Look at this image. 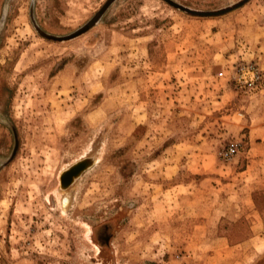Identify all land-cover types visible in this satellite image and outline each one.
Wrapping results in <instances>:
<instances>
[{"label":"rangeland","instance_id":"obj_1","mask_svg":"<svg viewBox=\"0 0 264 264\" xmlns=\"http://www.w3.org/2000/svg\"><path fill=\"white\" fill-rule=\"evenodd\" d=\"M172 1L0 0V264H264V0Z\"/></svg>","mask_w":264,"mask_h":264},{"label":"water","instance_id":"obj_2","mask_svg":"<svg viewBox=\"0 0 264 264\" xmlns=\"http://www.w3.org/2000/svg\"><path fill=\"white\" fill-rule=\"evenodd\" d=\"M168 4L172 5L173 7L180 9L182 11L188 12L190 14L193 15H202V16H209V15H214L215 13H204V12H197V11H191L187 8H185L184 6H181L177 3H175L172 0H165ZM93 25V22L89 23L87 26L83 27L81 30L73 33L72 35L66 36V37H55V36H50L46 33H43L41 30L40 33L48 38L57 40V41H65V40H70L73 38H76L78 36H80L81 34L85 33L86 31H88ZM91 166V162L90 161H82L80 163H77L76 165L72 166L71 168H69L68 170H66L62 176H61V183L63 186H67L69 184L72 183V181L76 178H78L83 172H85L89 167Z\"/></svg>","mask_w":264,"mask_h":264},{"label":"built area","instance_id":"obj_3","mask_svg":"<svg viewBox=\"0 0 264 264\" xmlns=\"http://www.w3.org/2000/svg\"><path fill=\"white\" fill-rule=\"evenodd\" d=\"M224 74H225L224 72H221L219 74V76L224 77ZM254 76H255V74H254ZM237 77H238V79H236L237 82L240 83L245 88L246 87H252L255 84V79L248 80L246 77V73H244V72H242L241 76L238 75ZM257 78H260V76L257 75ZM239 151H240V144L232 141L228 144L226 149L222 152V157L224 160H230L233 157H235L239 153Z\"/></svg>","mask_w":264,"mask_h":264},{"label":"crops","instance_id":"obj_4","mask_svg":"<svg viewBox=\"0 0 264 264\" xmlns=\"http://www.w3.org/2000/svg\"><path fill=\"white\" fill-rule=\"evenodd\" d=\"M243 173H245V172H243ZM241 208H242V210H241L242 213H241V214H242V215H244V214L247 215V211H245V208H244V207H241ZM244 212H245V213H244ZM235 232L238 233L239 231L236 229ZM229 237L231 238V237H233V235H232V236L229 235ZM234 237H239V235H234ZM243 237H244V236H243ZM220 239H227V238L224 237V238H220Z\"/></svg>","mask_w":264,"mask_h":264}]
</instances>
